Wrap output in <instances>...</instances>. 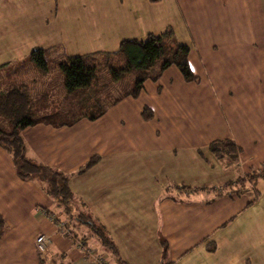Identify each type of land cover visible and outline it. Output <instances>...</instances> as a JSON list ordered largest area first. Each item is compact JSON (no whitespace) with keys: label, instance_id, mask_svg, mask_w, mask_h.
Here are the masks:
<instances>
[{"label":"crops","instance_id":"crops-1","mask_svg":"<svg viewBox=\"0 0 264 264\" xmlns=\"http://www.w3.org/2000/svg\"><path fill=\"white\" fill-rule=\"evenodd\" d=\"M87 1L92 9L86 27L90 40L145 39L150 33L161 34L180 25L190 41L189 62L199 81L187 82L171 66L157 81L148 80L159 83L156 91L161 101L157 103L145 98L142 100L149 104L139 102L144 87L138 97L124 96L96 119L63 125L38 123L22 132L27 157L70 178L77 201L73 214L80 210L102 225L117 253L102 249L106 246L88 223L79 222L94 235L95 242L86 244V237L85 248L72 229L60 231L58 221L49 214L70 222L63 218V211L62 217L54 208L59 205L46 193L45 181L21 178L12 155L0 146V214L4 219L0 264H100L99 257L107 264H143L137 262L140 251L155 247L164 250V257L171 256L169 264H264V178L253 183L248 180L264 167V0ZM0 13L7 16L1 5ZM68 36L77 38V31L68 29ZM54 70L56 67L50 71ZM50 71L32 77L35 95H46L48 85L54 89V81L47 83ZM165 78L172 86L168 99L163 98ZM2 79L1 89L19 82L3 86ZM61 88V107L73 117L77 92L67 93L64 84ZM213 104L218 108L219 123L210 127ZM193 105L201 113L197 125L191 121ZM119 106L125 110L115 114L121 118L117 120L121 126H116L110 110ZM146 107L153 113L150 119L143 115ZM194 110L197 113L196 107ZM211 137L216 139L211 141ZM223 139L237 145L238 158L226 168L228 183L213 188L214 195L205 198L190 185L196 181L206 191L209 168L215 169L217 158L229 160L210 149L213 141ZM95 156L99 160L78 173ZM240 179L254 189L255 197L244 210H256L250 218L261 219V227L253 226L261 239L245 245L229 240L210 244L207 240L212 235L227 231L242 214V206L236 203L247 189H236ZM258 205L260 210L255 208ZM147 224L154 225L153 240L142 236L143 231L151 234ZM42 233L51 239L46 253L36 247V238ZM146 258L143 254L141 259Z\"/></svg>","mask_w":264,"mask_h":264},{"label":"rangeland","instance_id":"rangeland-1","mask_svg":"<svg viewBox=\"0 0 264 264\" xmlns=\"http://www.w3.org/2000/svg\"><path fill=\"white\" fill-rule=\"evenodd\" d=\"M59 2L60 5L58 7ZM66 2L69 3H65L64 0H0V5L7 15L4 18L3 14L0 13V77L3 78V86H10L14 80H19L21 82H28V80L31 81L33 76L41 72L38 68H36L29 57L33 49L40 48L41 46H45L46 48L44 49L51 48L52 46H58L59 52H63L67 56L85 55L100 51L114 52L119 50L121 43L119 41L106 42L89 39L91 37L89 34L90 29H87L86 27L90 19L89 12H92V9L89 6L87 0H77V5H75L74 0H66ZM68 29H72L73 31L76 30L77 38L68 36ZM172 30L176 42L181 43V41H187L182 43L190 46V41L183 36V30L180 25H175ZM58 60L55 61V64ZM7 62H9V64L3 65ZM172 69H176V71H178V67L176 66H173ZM16 71L26 74H21L19 77L14 74ZM26 75L27 79L25 78ZM46 77H48L47 83L53 84L52 82L54 81L55 87L53 89L48 85V87H46V95H43L42 97L39 95L40 97L35 99L34 108L38 115L48 114V110L46 108H49V103L54 105V108L56 109L54 112L59 111L63 101H61V97L59 96H62L61 93L64 91L63 88H61V84H64V73L60 67L56 65V70L50 71ZM165 79L163 80V83L161 82L165 91L163 98L168 99L169 90L172 88V86H170L167 78ZM158 84L147 81L145 85V91L141 93L139 102L149 104L147 101H143V98L147 100L151 99V102L154 100L156 103L161 101L159 98L160 96L158 97V91H156V85ZM134 87L135 78L133 74H127L121 80L114 81L111 78L110 73H108L106 70H103L99 74L97 82L94 83L90 89L80 92L79 95L77 94V102L78 100L81 101V103L87 109V111L85 110L87 113L96 114L95 112L100 110V104H111L116 99L124 97V94L132 92ZM38 88L40 87H35V89ZM44 98L47 100V102ZM79 106L80 105L77 104V113L81 112ZM195 107L197 108V113L194 110ZM115 109H111L110 114L114 115L116 119V126H121V123L117 124V120H120L121 118H117L115 114L123 113L125 108H123V106H119ZM200 116L201 113L198 109V106L193 105L191 116L193 119H191V121L194 125L199 124L200 119L198 118ZM218 117V108L213 104L209 111L210 127H212V125L215 123H219L217 119ZM163 123L164 121L162 122V125ZM212 130L213 129H211V131ZM218 131V134H222L219 129ZM218 138H221V136ZM215 139V137H211L210 140L212 141ZM228 159L229 160H223V158H217L214 167L215 169L209 168L211 175L207 180H204V185H206L207 188L206 191L200 190L199 188L202 185L196 181L192 182L190 186L197 191H202L201 193L204 194L205 198L213 196V188L219 189V187L222 188L228 183L226 180L229 178V176L228 174L224 173L228 172L226 168H228L230 165L229 163L232 162L233 164L235 161H237L231 158ZM217 173L218 176L216 175ZM234 175L235 177H238L239 174L235 172ZM248 180L253 183L254 179H252L249 175ZM246 185L247 184H244V180L242 179L239 180V185H236V189H247L245 195L242 196L241 201L236 203L237 206H242V214L237 215L234 218V220L229 224L227 231H218L212 235L207 240V242L210 244L219 243L221 240H229L230 242H235L238 245H245L250 242L253 243L260 241L261 235L253 228V226L256 225L261 227V219L256 218L253 220L250 218V214L253 216V211L256 210L252 208L248 211L244 210V206L252 201L255 197L254 189H251ZM229 187L230 185H228L226 188L228 189ZM75 193L77 194V191ZM54 208L56 210L59 209V213L63 217L61 211H63L64 208H59V206H55ZM255 208L260 210V205L255 206ZM80 212L81 211L79 210V212H75L74 215H68L64 213L65 216L63 218L71 223H69L68 226L70 225V229L74 231V234L79 236L80 240L85 242V238L87 237L86 244H90L92 241L94 243V235L88 233L83 227V224L79 223L82 221L77 220V216L80 214ZM87 227L88 230H90L88 225ZM147 227L150 228L148 231L151 234H147L145 231H143L142 236L145 234V236L148 238L151 237L153 240L154 231L152 229H154V225L147 224ZM97 238L99 239V237ZM102 249L113 253L112 249L109 247ZM159 251L160 255H157ZM143 254L147 256L146 259H141L143 258ZM139 260H141L143 264H161L169 263L171 261V256L169 255L167 258L164 257V250L162 248L159 249L155 247L150 251H144L142 249L137 262H140Z\"/></svg>","mask_w":264,"mask_h":264},{"label":"trees","instance_id":"trees-1","mask_svg":"<svg viewBox=\"0 0 264 264\" xmlns=\"http://www.w3.org/2000/svg\"><path fill=\"white\" fill-rule=\"evenodd\" d=\"M150 1L158 2L160 0ZM190 53V46L176 42L172 28L168 27L161 34L150 33L146 39H124L120 43L119 50L114 52L100 51L85 55L67 56L63 52H59L58 46H54L48 49L35 48L29 57L36 68L42 72H48L56 65L59 66L64 73L66 92L71 94L77 92L79 95L80 92L90 89L97 82L99 74L103 70L110 73L114 81L121 80L127 74H133L135 87L132 92H128L124 96L131 95L136 98L144 89L146 81H157L162 73L171 66L178 67L187 82L199 81V77L190 66ZM56 60L58 61L55 64ZM34 83H36L35 79L31 80V84L29 81H19L11 87L0 88V146L12 155L21 178L32 179L39 177L43 179L46 183L47 193L62 209L64 208V213L74 215L73 207L77 205V201L69 185L70 178L48 165L35 162L27 157L22 132L25 128L38 123L63 125L71 122L75 123L76 120L83 118L93 120L103 115L110 104H100V110L95 112L96 114H89L86 112L85 106L78 100L77 104L80 105L79 109L81 112L79 114L76 111L73 117L69 116L66 108L63 110L60 107L59 111L54 112L56 110L54 106L46 108L48 114L38 115L34 108V101L40 97V94L38 92L35 95L32 92ZM122 98H118L112 103L115 104ZM143 115L146 119H150L153 113L149 107H146ZM210 149L218 157L226 156L235 160L238 158V147L231 139L213 141L210 144ZM98 160V156L92 157L79 169L78 173H84ZM250 177L254 179L253 182L258 178H264V167L250 174ZM77 219L83 223L90 224V227L99 236L103 245L117 253L116 246L108 237L102 225L91 219L84 212H80ZM3 222L4 219L0 214V224L2 225ZM65 224L69 228L66 222ZM122 264L128 263L122 262Z\"/></svg>","mask_w":264,"mask_h":264},{"label":"built area","instance_id":"built-area-1","mask_svg":"<svg viewBox=\"0 0 264 264\" xmlns=\"http://www.w3.org/2000/svg\"><path fill=\"white\" fill-rule=\"evenodd\" d=\"M49 216L52 220H57L54 214H49ZM57 221H58L57 226L60 231L70 230L67 228V225L65 224V222L61 220H57ZM50 243H51V239L46 234H43V233L39 234L36 238V247L40 253H46L48 251ZM80 246H83L85 248V243L83 241H80ZM97 260L100 264H107V261L102 257H99Z\"/></svg>","mask_w":264,"mask_h":264}]
</instances>
